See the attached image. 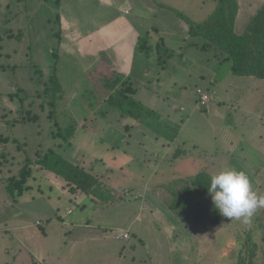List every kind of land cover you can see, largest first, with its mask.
<instances>
[{"label":"rangeland","instance_id":"1","mask_svg":"<svg viewBox=\"0 0 264 264\" xmlns=\"http://www.w3.org/2000/svg\"><path fill=\"white\" fill-rule=\"evenodd\" d=\"M127 1L133 23L139 10L155 11L137 24L153 29L135 53L125 56V43L117 46L131 70L105 82L97 55L58 54V0H0V156L7 155V162L0 157V264H238L250 234L259 248L255 261L263 264L264 206L248 223L223 216L215 226L211 196L182 194L187 203L171 205L187 179L224 167L246 172L264 196V80L234 76L214 46L204 50L202 38L187 35L189 23L179 14L203 22L213 0ZM237 1L242 32L264 0ZM69 14L83 17L78 9ZM54 73L65 91L55 108ZM126 78L132 97L158 118L122 114L106 102ZM199 89L211 97L205 106ZM70 126L78 132L68 145L58 127ZM48 151L94 170L123 198L96 203L35 163L27 190L12 199L7 180L26 159ZM124 233L129 239H118Z\"/></svg>","mask_w":264,"mask_h":264},{"label":"trees","instance_id":"2","mask_svg":"<svg viewBox=\"0 0 264 264\" xmlns=\"http://www.w3.org/2000/svg\"><path fill=\"white\" fill-rule=\"evenodd\" d=\"M238 11L239 3L237 0H220L216 11L203 22H193L182 14L179 15L189 23L187 35L192 38H202L205 42L202 45L204 50L214 46L216 51L218 50L223 55V63L231 65V72L234 76L264 80V6L256 14L254 13L248 17L250 20L242 32L236 29ZM158 51H160L159 47ZM168 53L170 55V52ZM120 84V88L115 89L109 95L106 101L108 104L122 114L134 117H140L145 114V117L150 119L159 117L155 110L142 105L141 102L136 101L132 97L135 89H133L130 78L124 79ZM51 91V104L55 108L56 103L65 97L64 88L56 73L51 75ZM58 128L60 138L63 139L64 143L70 145L78 132L77 127ZM0 157H4L3 159L7 162L5 153H2ZM35 163L41 169H45L62 178L70 186L72 193L85 194L96 203L110 206L123 198V196H119L118 200L115 190L105 185L102 178L98 174L93 173L94 170H86L79 164L65 159L54 151H48L45 154L40 152L34 161L26 159L25 165L19 174L7 180V191L12 199L17 200L27 190V180L31 176L30 168ZM211 176L208 172L202 171L195 177L187 179L188 186L183 190V193L173 192L174 198L171 207L187 203V201L182 200V194L190 193L192 196L199 194L204 197H210L208 187L210 186ZM214 210L216 217L213 218L212 222L216 226L223 216L216 208ZM245 243L247 247L243 245L244 251L241 250L237 255L238 264H257L255 261L259 250L257 239L253 238V234H250L249 237L247 236Z\"/></svg>","mask_w":264,"mask_h":264},{"label":"crops","instance_id":"3","mask_svg":"<svg viewBox=\"0 0 264 264\" xmlns=\"http://www.w3.org/2000/svg\"><path fill=\"white\" fill-rule=\"evenodd\" d=\"M71 1L73 0H58L61 19L63 21L58 54L63 56L67 53H74L77 57L78 53L82 58L91 55L94 59L95 55H97V65H99L102 71L101 76L105 78V82L120 70L128 73L131 70L129 60L127 57L119 60L116 48L122 43H125L122 46L124 47L122 53L127 56L129 52H134L137 41L153 29L151 26L142 27L137 24L142 22L141 18H144L145 15H153L155 11L151 10L146 12L145 10H139L135 18L140 22L133 23V11H129L125 7L128 3L127 0H93L96 3L97 9L93 15L89 11V6H91L89 0H74L78 11L83 16L76 17L69 14L77 11V9L71 10L69 8L74 6ZM213 3H215L212 10L214 13L218 7L219 0H213ZM134 6L138 7L136 5ZM213 13L209 14L207 18ZM127 16L130 18L128 19ZM240 18L241 5L239 4L236 27H238ZM19 36L21 41H24L23 36L21 34ZM93 66L90 63L86 68L89 70ZM60 67L62 66L60 65Z\"/></svg>","mask_w":264,"mask_h":264},{"label":"clouds","instance_id":"4","mask_svg":"<svg viewBox=\"0 0 264 264\" xmlns=\"http://www.w3.org/2000/svg\"><path fill=\"white\" fill-rule=\"evenodd\" d=\"M208 192L219 213L230 219H243L248 223L258 206H264V196L253 190L244 171L224 167L211 176Z\"/></svg>","mask_w":264,"mask_h":264},{"label":"built area","instance_id":"5","mask_svg":"<svg viewBox=\"0 0 264 264\" xmlns=\"http://www.w3.org/2000/svg\"><path fill=\"white\" fill-rule=\"evenodd\" d=\"M198 95H199V98H200V104L203 105V106L207 105L211 101L210 95L207 92H205V91H203L201 89L198 90ZM118 239H120V240L121 239L122 240H128L129 239V235L127 233H124L123 235H119Z\"/></svg>","mask_w":264,"mask_h":264}]
</instances>
